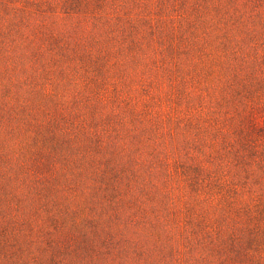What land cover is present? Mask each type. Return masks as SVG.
<instances>
[{"label": "rangeland", "instance_id": "374dc122", "mask_svg": "<svg viewBox=\"0 0 264 264\" xmlns=\"http://www.w3.org/2000/svg\"><path fill=\"white\" fill-rule=\"evenodd\" d=\"M0 264H264V0H0Z\"/></svg>", "mask_w": 264, "mask_h": 264}]
</instances>
